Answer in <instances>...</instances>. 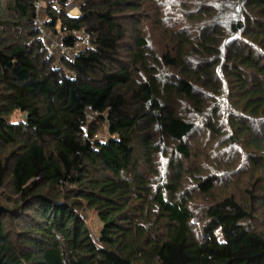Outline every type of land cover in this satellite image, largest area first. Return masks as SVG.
<instances>
[{
    "label": "trees",
    "instance_id": "16d2710c",
    "mask_svg": "<svg viewBox=\"0 0 264 264\" xmlns=\"http://www.w3.org/2000/svg\"><path fill=\"white\" fill-rule=\"evenodd\" d=\"M214 2L0 0L3 263L264 264V0Z\"/></svg>",
    "mask_w": 264,
    "mask_h": 264
},
{
    "label": "rangeland",
    "instance_id": "374dc122",
    "mask_svg": "<svg viewBox=\"0 0 264 264\" xmlns=\"http://www.w3.org/2000/svg\"><path fill=\"white\" fill-rule=\"evenodd\" d=\"M227 2H228V0H215V2H214L215 12H220V11L226 9L227 11L225 12V16H228V14H229L228 10H231V6ZM211 7H212V5H211ZM77 8H78V3L70 4L69 7L67 8L66 12L68 13V11L70 10V12L72 13L73 9H77ZM73 13H76V11H74ZM47 35L50 37L49 33L44 32V36H47ZM44 41H45V44L47 45L48 44V39H44ZM47 47H48V45H47ZM53 55L56 58V54L53 53ZM10 119H11L12 122L23 120L22 116L20 114H18V113H15ZM105 138H106V131H105V128L103 127L98 133V139L103 140ZM211 139H212V137L208 136V134H206L202 130V126H198V129L195 132V135H194V137L191 140L190 146H191V149L193 150V153L199 152V155H198L199 159L201 158L203 153L204 154L207 153V151H205V146L210 143ZM204 141H205V146L199 148L198 146L201 145V143L204 142ZM216 158H218V156ZM240 167H242V165ZM224 175L227 176L226 174H224ZM238 179H239V176L233 177V178L224 177L223 178V184L229 183V182L235 183V182H237ZM222 186H224V185H220L221 189L223 188ZM90 215H91L90 219H92V222L90 223L91 224L90 227H91V229H93L95 231L97 229L96 221H95V219H93L92 214H90Z\"/></svg>",
    "mask_w": 264,
    "mask_h": 264
},
{
    "label": "built area",
    "instance_id": "2783aa9c",
    "mask_svg": "<svg viewBox=\"0 0 264 264\" xmlns=\"http://www.w3.org/2000/svg\"><path fill=\"white\" fill-rule=\"evenodd\" d=\"M78 9V8H77ZM68 16L70 17H78L79 10L77 15H72L70 10L68 11ZM37 26L41 27V22H37ZM56 32L59 34V27L55 28ZM72 35L77 36V41L73 43L71 46L65 45L62 37L47 38L48 39V47L49 49L56 54V57L59 59H72L79 52L89 47V36L87 33L83 31H79L78 33H72Z\"/></svg>",
    "mask_w": 264,
    "mask_h": 264
},
{
    "label": "bare ground",
    "instance_id": "6f19581e",
    "mask_svg": "<svg viewBox=\"0 0 264 264\" xmlns=\"http://www.w3.org/2000/svg\"><path fill=\"white\" fill-rule=\"evenodd\" d=\"M74 11H76V13H73ZM71 14H72V15H77V14H78V10H77V9H73V11H72Z\"/></svg>",
    "mask_w": 264,
    "mask_h": 264
},
{
    "label": "water",
    "instance_id": "95a60500",
    "mask_svg": "<svg viewBox=\"0 0 264 264\" xmlns=\"http://www.w3.org/2000/svg\"><path fill=\"white\" fill-rule=\"evenodd\" d=\"M2 211V209L0 208V212ZM0 264H5V263H3L1 260H0Z\"/></svg>",
    "mask_w": 264,
    "mask_h": 264
}]
</instances>
